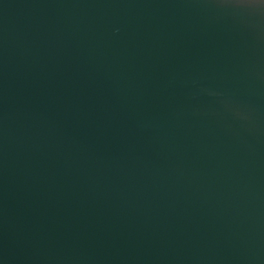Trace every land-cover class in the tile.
Returning <instances> with one entry per match:
<instances>
[{"label": "water", "instance_id": "1", "mask_svg": "<svg viewBox=\"0 0 264 264\" xmlns=\"http://www.w3.org/2000/svg\"><path fill=\"white\" fill-rule=\"evenodd\" d=\"M0 264H264V0H0Z\"/></svg>", "mask_w": 264, "mask_h": 264}]
</instances>
